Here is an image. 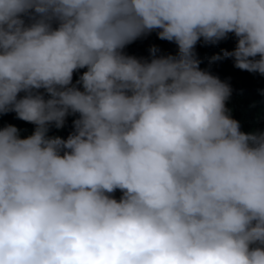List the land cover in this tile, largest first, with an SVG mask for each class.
<instances>
[{
    "label": "clouds",
    "instance_id": "clouds-1",
    "mask_svg": "<svg viewBox=\"0 0 264 264\" xmlns=\"http://www.w3.org/2000/svg\"><path fill=\"white\" fill-rule=\"evenodd\" d=\"M152 32L176 54L124 52ZM229 34L210 63L264 76V0H0V115L35 126L0 128V264H264V131L195 52Z\"/></svg>",
    "mask_w": 264,
    "mask_h": 264
},
{
    "label": "trees",
    "instance_id": "trees-1",
    "mask_svg": "<svg viewBox=\"0 0 264 264\" xmlns=\"http://www.w3.org/2000/svg\"><path fill=\"white\" fill-rule=\"evenodd\" d=\"M235 44V36L229 34L227 39L215 45H205L202 41L199 42L196 45L195 52L201 60V69L209 71L231 85L233 91L226 106L231 110L232 117L240 122L241 130L246 133L256 130L264 131V95L261 94L264 90V76L235 68L231 58H224L210 63V58L213 55L221 54V49L231 51L234 49ZM152 45L159 48L160 51L157 55H175L177 52V46L174 43L160 40L156 32L136 40L128 45L124 52L137 58H149L148 49ZM84 71L86 69L74 73L73 83ZM76 118L78 117L68 116L62 129L57 130L55 127H50L49 135L66 139L69 133L73 131L72 121ZM8 124L15 125L20 129L21 138L30 135L35 127L30 123L17 119L15 113L0 115V128ZM121 194L117 190L113 196L118 200Z\"/></svg>",
    "mask_w": 264,
    "mask_h": 264
}]
</instances>
